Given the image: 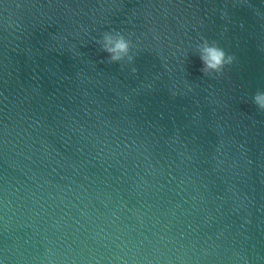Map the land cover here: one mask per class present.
<instances>
[{
  "label": "water",
  "instance_id": "1",
  "mask_svg": "<svg viewBox=\"0 0 264 264\" xmlns=\"http://www.w3.org/2000/svg\"><path fill=\"white\" fill-rule=\"evenodd\" d=\"M257 92L264 0H0V264H264Z\"/></svg>",
  "mask_w": 264,
  "mask_h": 264
},
{
  "label": "clouds",
  "instance_id": "2",
  "mask_svg": "<svg viewBox=\"0 0 264 264\" xmlns=\"http://www.w3.org/2000/svg\"><path fill=\"white\" fill-rule=\"evenodd\" d=\"M97 43L100 44L101 51L107 54L109 63H121L125 58L129 64L134 62L135 58L130 54L133 44L123 33L105 32ZM196 47L203 65L201 71L206 76L213 72L222 73L235 60L216 40L210 41L202 37ZM253 102L259 109L264 110V92H257Z\"/></svg>",
  "mask_w": 264,
  "mask_h": 264
}]
</instances>
